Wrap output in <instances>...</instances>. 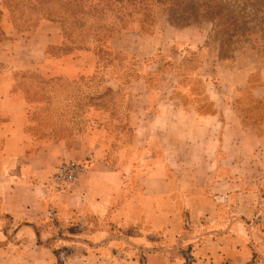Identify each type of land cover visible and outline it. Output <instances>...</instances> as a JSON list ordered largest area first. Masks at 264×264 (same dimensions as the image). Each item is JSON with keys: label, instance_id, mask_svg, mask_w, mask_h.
Segmentation results:
<instances>
[{"label": "crops", "instance_id": "crops-1", "mask_svg": "<svg viewBox=\"0 0 264 264\" xmlns=\"http://www.w3.org/2000/svg\"><path fill=\"white\" fill-rule=\"evenodd\" d=\"M211 29L113 35L108 77L130 92L107 117L128 121V136L40 141L17 73L74 80L104 66L94 45L59 51L62 20L18 27L0 0V264H57L56 248L66 264H264V64L248 49L222 56ZM121 55L138 61L127 84L114 75ZM69 158L90 166L56 192Z\"/></svg>", "mask_w": 264, "mask_h": 264}, {"label": "rangeland", "instance_id": "rangeland-1", "mask_svg": "<svg viewBox=\"0 0 264 264\" xmlns=\"http://www.w3.org/2000/svg\"><path fill=\"white\" fill-rule=\"evenodd\" d=\"M211 1L221 9L226 8L234 11L231 15L232 18L248 16L242 20L253 21L250 26L259 22L264 23V11L257 15L260 19H253L255 17L253 11L256 8L264 10V0ZM4 2L9 7L11 18L14 19L18 27H31L39 19L62 20L64 41L59 48L61 53L67 50H69L68 52L80 51L85 48L91 50L92 45L99 49L98 56L101 59V66H104V73L82 74L74 80H68L62 76H49L50 73L41 74L31 71L18 72L16 75L18 85L29 100L28 128L38 140L55 142L79 140L86 132L92 131L94 128L101 130L104 127L110 136L123 129L124 137H121L122 139L127 137L131 129L128 121L107 117V112L111 113L117 106H120L130 92V88H126L125 85L119 89L113 88V79L108 77L112 74L109 71L110 67L115 64L114 54L108 49V40L113 35L122 32L136 30L144 35H151L162 26L178 27L176 23L193 19L195 14L197 16V13L192 14V7L200 3L199 0H168V3L160 4L158 0H148L146 4L140 3L143 6L129 4L126 5L127 10L120 8L118 11L116 5L113 4L105 5L102 9L97 0H4ZM174 2L179 4L173 5ZM253 4L256 6H253L254 9L251 10L250 7ZM176 5H179L183 10H174ZM128 11H131L132 14L125 15ZM185 11H188L189 14H186ZM257 28L256 31L260 32L256 34L232 38L234 27L231 31L225 25L215 23L211 36L222 43V56L231 57L240 50L248 49L252 50L259 61L264 64V25ZM76 58L80 59V56L77 55ZM115 58H118L123 64H120L119 70H116L114 75L122 83L127 84L137 74L138 61L125 58L123 55ZM156 58H150L144 61V64L152 66L153 60L158 59ZM95 80L101 82L99 88L92 86V82ZM195 84L198 85L197 82ZM197 88L201 89V86H197ZM203 101V98H200V104L205 107L206 104ZM248 101L256 107L259 106L253 103L254 99L252 98H248ZM90 108H94L95 114L91 112ZM121 137L119 138L118 135L117 141L122 140ZM78 148L76 145L72 146L75 152L79 150ZM69 160L84 163L86 169L82 173H85L90 166V162L87 160L79 158H69ZM109 160L108 156L107 161ZM74 182L65 185L55 183L54 189L56 192L66 190ZM93 223L98 224L99 222ZM98 225L107 228L111 226L107 219ZM75 227L79 228L78 225L72 224L73 230ZM60 252H63L60 248L54 250V253L58 255L57 264H66L63 259L64 253L60 255Z\"/></svg>", "mask_w": 264, "mask_h": 264}, {"label": "trees", "instance_id": "trees-1", "mask_svg": "<svg viewBox=\"0 0 264 264\" xmlns=\"http://www.w3.org/2000/svg\"><path fill=\"white\" fill-rule=\"evenodd\" d=\"M98 3L101 5V8L103 9L106 6L113 4L116 5V8H118L117 10L119 11L120 8L122 10H127L126 5H137V6H143L140 5V3L142 4H146V1L148 0H97ZM200 3H198L196 6L192 7V14L197 13V16L195 14V18L190 19V20H185L182 21L181 23H176V25L178 27H184L187 25H190L192 23H200L203 21H207L210 22L212 24V29H211V34L213 29V25L215 26V23H218L220 25H225L227 28H230L231 31L232 27H234V31L233 34L231 35L232 38H239V37H244L247 34H256L260 31H256L259 26H263L264 23L263 22H259V23H255L253 26H250L251 23H253V21H248V20H242L244 18H248L247 17H235L232 18L231 15L234 13V11L229 10V9H221L220 6L213 4V1L209 0H199ZM137 2V3H136ZM158 2L160 4H166V2L168 3V0H158ZM174 4H179L174 2ZM177 7L174 10H179L182 9L179 5H176ZM253 6H256L255 4H253L250 9L253 10ZM264 10H260V9H255L253 11V13L255 14V17L253 19H260L259 17H257V15L262 14ZM186 14L188 11H185ZM132 14L131 11H128L125 15H130ZM124 15V16H125ZM121 16V15H120ZM183 16V15H182ZM123 17V15L121 16ZM220 44V49L222 50V43L219 41Z\"/></svg>", "mask_w": 264, "mask_h": 264}, {"label": "built area", "instance_id": "built-area-1", "mask_svg": "<svg viewBox=\"0 0 264 264\" xmlns=\"http://www.w3.org/2000/svg\"><path fill=\"white\" fill-rule=\"evenodd\" d=\"M84 163L74 160H64L61 162L52 175L54 183L65 185L76 181L78 176L85 171Z\"/></svg>", "mask_w": 264, "mask_h": 264}]
</instances>
